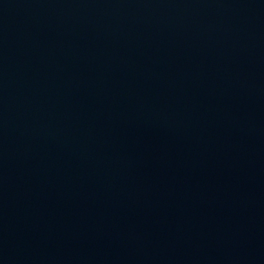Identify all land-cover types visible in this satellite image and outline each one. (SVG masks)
Returning a JSON list of instances; mask_svg holds the SVG:
<instances>
[{"label":"water","instance_id":"95a60500","mask_svg":"<svg viewBox=\"0 0 264 264\" xmlns=\"http://www.w3.org/2000/svg\"><path fill=\"white\" fill-rule=\"evenodd\" d=\"M0 264H264V0H0Z\"/></svg>","mask_w":264,"mask_h":264}]
</instances>
